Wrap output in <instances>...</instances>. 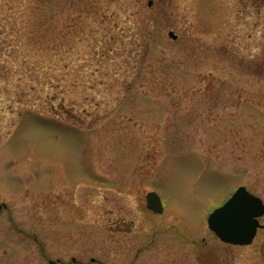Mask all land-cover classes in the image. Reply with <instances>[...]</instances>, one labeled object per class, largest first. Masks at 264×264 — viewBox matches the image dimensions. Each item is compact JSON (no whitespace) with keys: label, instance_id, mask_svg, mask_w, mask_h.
<instances>
[{"label":"rangeland","instance_id":"1","mask_svg":"<svg viewBox=\"0 0 264 264\" xmlns=\"http://www.w3.org/2000/svg\"><path fill=\"white\" fill-rule=\"evenodd\" d=\"M240 185L264 200V0H0V264H264V228L207 224Z\"/></svg>","mask_w":264,"mask_h":264},{"label":"water","instance_id":"2","mask_svg":"<svg viewBox=\"0 0 264 264\" xmlns=\"http://www.w3.org/2000/svg\"><path fill=\"white\" fill-rule=\"evenodd\" d=\"M170 36L177 38L174 31ZM148 207L163 211V202L156 191L147 193ZM264 214L261 197L250 192L245 185L239 186L230 198L215 208L208 217L209 227L224 241L234 244H249L253 241L258 227L263 226L259 217Z\"/></svg>","mask_w":264,"mask_h":264},{"label":"flooded vegetation","instance_id":"3","mask_svg":"<svg viewBox=\"0 0 264 264\" xmlns=\"http://www.w3.org/2000/svg\"><path fill=\"white\" fill-rule=\"evenodd\" d=\"M164 209H165V206H164ZM163 211H164V210H163ZM260 221H261V218H260ZM261 223H262V221H261ZM263 224H264V223H263ZM261 228H264V226H263V227H260V228L258 229V231H259ZM211 231H212V230H211ZM258 231H257V234H258ZM212 232L215 234L214 231H212ZM257 234H256V235H257ZM215 236L218 237L216 234H215ZM218 238H219V237H218Z\"/></svg>","mask_w":264,"mask_h":264}]
</instances>
